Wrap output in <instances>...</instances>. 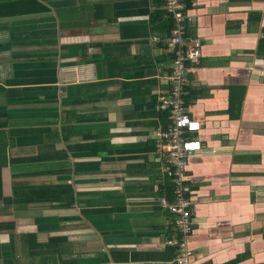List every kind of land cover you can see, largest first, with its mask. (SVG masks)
Instances as JSON below:
<instances>
[{
    "label": "crops",
    "instance_id": "1",
    "mask_svg": "<svg viewBox=\"0 0 264 264\" xmlns=\"http://www.w3.org/2000/svg\"><path fill=\"white\" fill-rule=\"evenodd\" d=\"M24 2L0 17V264H264V0L187 9L189 85L205 91L187 102L203 123L189 233L162 203L175 183L153 138L171 123L164 4Z\"/></svg>",
    "mask_w": 264,
    "mask_h": 264
},
{
    "label": "built area",
    "instance_id": "2",
    "mask_svg": "<svg viewBox=\"0 0 264 264\" xmlns=\"http://www.w3.org/2000/svg\"><path fill=\"white\" fill-rule=\"evenodd\" d=\"M164 6L175 18L176 26L168 39L169 47L174 53L171 62L169 84L159 95L158 107L166 110L171 119L166 129H156L153 138L167 151L165 158L167 173L175 183L176 199L172 203H162L176 215V222L183 232L189 233L192 229V198L184 185L185 172L190 156L202 149V140L193 136L203 126L202 120L189 113L186 95L189 93L187 86L191 83L189 73L191 63H196L201 57L200 38L192 37V45L186 37V23L192 19L187 13L182 0H164ZM178 264H188L187 257L178 258Z\"/></svg>",
    "mask_w": 264,
    "mask_h": 264
},
{
    "label": "trees",
    "instance_id": "3",
    "mask_svg": "<svg viewBox=\"0 0 264 264\" xmlns=\"http://www.w3.org/2000/svg\"><path fill=\"white\" fill-rule=\"evenodd\" d=\"M182 1L185 3L186 9L191 8L193 0H182ZM157 3L162 5L164 4V0H157ZM25 6H26V3L24 2V0L0 3V17L27 12L28 9H26ZM152 19L154 21L155 20L160 21L165 24L164 27H165V30L167 31L166 36L170 35V32L172 31V29H174L176 26L174 16L171 13H166L165 10H162L160 12L156 11ZM194 34H195V27L191 25L190 22H187L186 23V37L193 36ZM256 51L259 54L264 56V37L261 38ZM172 56H174V53H171V57ZM187 89L190 90V92L186 95L187 102H189L190 99L192 98H196L200 95H204V92H205L203 88H198V87L191 88L190 85L187 86ZM5 151H6L5 147L3 148L1 147L0 158L5 157ZM3 166H5V161L1 162V159H0V195H1V186H2V178H1L2 172L1 171H2ZM49 195L50 196H46V198H49V200L58 196L57 193H55V196H52L51 190H50ZM41 197H42L41 192H39V194L35 198H41ZM1 226L2 225H0V227Z\"/></svg>",
    "mask_w": 264,
    "mask_h": 264
},
{
    "label": "bare ground",
    "instance_id": "4",
    "mask_svg": "<svg viewBox=\"0 0 264 264\" xmlns=\"http://www.w3.org/2000/svg\"><path fill=\"white\" fill-rule=\"evenodd\" d=\"M165 198V197H164ZM170 202V201H169ZM180 233V231H178ZM178 235V234H177ZM179 236V235H178ZM178 236H177V239H178ZM176 238V236H174ZM180 238V237H179ZM181 240V239H180ZM186 245V244H185ZM178 246V245H177Z\"/></svg>",
    "mask_w": 264,
    "mask_h": 264
}]
</instances>
